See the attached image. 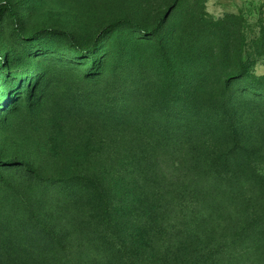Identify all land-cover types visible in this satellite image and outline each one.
<instances>
[{"label":"rangeland","instance_id":"obj_1","mask_svg":"<svg viewBox=\"0 0 264 264\" xmlns=\"http://www.w3.org/2000/svg\"><path fill=\"white\" fill-rule=\"evenodd\" d=\"M0 8V264H264V0Z\"/></svg>","mask_w":264,"mask_h":264},{"label":"trees","instance_id":"obj_2","mask_svg":"<svg viewBox=\"0 0 264 264\" xmlns=\"http://www.w3.org/2000/svg\"><path fill=\"white\" fill-rule=\"evenodd\" d=\"M180 2H181V0H173L174 9L180 4ZM5 8H6L5 10L9 13L14 26L18 29L19 22L16 18V14H15L13 7L10 4H6ZM0 12H1V8H0ZM167 18L162 17L158 21L157 25L154 27L153 30L143 31L144 34L145 35H152L153 33L160 31L162 29L163 25L165 24ZM122 25L140 28L139 25H137L135 22H133L131 20L121 19V20L113 21L108 26H106L103 29L102 34H105L109 31H111L112 29L118 28ZM261 28H262L261 29V37H259L256 42H249V43L245 44L244 47L248 48V53L245 50L242 51L241 49H238L237 55L240 54L241 56L240 57L238 56V59H237L236 52H235V54H233V51L232 50L230 51L229 56H231V57L235 56L236 62L238 63L237 64L238 67H237V71L234 72L233 75L225 81V85L227 88H230L232 86V83L235 80L246 81L249 84V87H248V89H246V92L248 94L251 93V95L254 97V99L257 97H260L261 96L260 92H263L262 90H264V77H257V76H255L254 72L250 70L254 55L255 56L264 55V37H263L264 26ZM46 32H48V31H46ZM56 32H58V31H56ZM184 33L185 32L183 30V32L179 35V37H182L184 35ZM234 50H236V48ZM82 54L87 55V56L92 55L93 54V48L92 47L87 48V50H85V52ZM232 131H233V133H235L234 129ZM4 165L5 166H20V167L27 168L29 171H31V169L28 168L26 163H24L20 160H17V159L8 160V161L4 162ZM107 224H109V221H107ZM39 254L43 257L44 260H46L50 264H75V262L72 258L67 256L65 253L64 254L61 253L60 251L56 250L55 248H51L48 250L46 249L44 251H41Z\"/></svg>","mask_w":264,"mask_h":264}]
</instances>
